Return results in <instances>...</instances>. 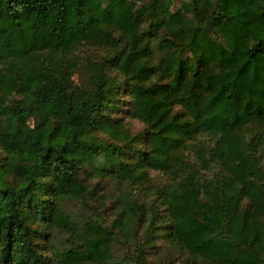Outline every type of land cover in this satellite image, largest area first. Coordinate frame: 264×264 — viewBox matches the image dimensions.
<instances>
[{
  "label": "trees",
  "instance_id": "16d2710c",
  "mask_svg": "<svg viewBox=\"0 0 264 264\" xmlns=\"http://www.w3.org/2000/svg\"><path fill=\"white\" fill-rule=\"evenodd\" d=\"M161 246L264 264V0H0V264Z\"/></svg>",
  "mask_w": 264,
  "mask_h": 264
},
{
  "label": "rangeland",
  "instance_id": "374dc122",
  "mask_svg": "<svg viewBox=\"0 0 264 264\" xmlns=\"http://www.w3.org/2000/svg\"><path fill=\"white\" fill-rule=\"evenodd\" d=\"M81 51L83 53H85V54H91V53L94 52V50L92 51V49H90V48L89 49H87V48L85 49L84 48ZM115 115L120 116L121 120L123 122H125L126 124H129L130 128H131V130L133 132H136V131H138V130H140L142 128V124L139 121L126 117L122 112H119L117 114H113V116H115ZM97 183H100V188H101L100 193L102 195H107L106 194L107 192H110V191L113 192L114 190H116L117 187H119L118 183L114 179H111L109 177H105L101 181H99L97 179V177L90 179V184L91 185H95ZM109 201H110V199L108 200V202ZM107 204H109V203H107ZM165 248L166 247H162L161 246L159 251H160V254H161V252H162V254L161 255L160 254L159 255H150L149 259L150 260H152V259L156 260V259L162 257V255L168 256V254H169L170 255L169 257H174L175 258L176 264H187V262L183 261L182 258L176 257V256H178V254L175 251H173V250H165Z\"/></svg>",
  "mask_w": 264,
  "mask_h": 264
}]
</instances>
